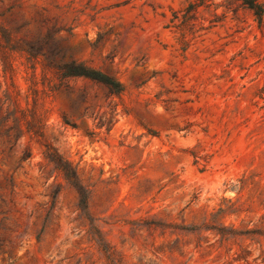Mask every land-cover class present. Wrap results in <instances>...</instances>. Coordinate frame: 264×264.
<instances>
[{"label": "rangeland", "instance_id": "374dc122", "mask_svg": "<svg viewBox=\"0 0 264 264\" xmlns=\"http://www.w3.org/2000/svg\"><path fill=\"white\" fill-rule=\"evenodd\" d=\"M0 264H264V16L0 0Z\"/></svg>", "mask_w": 264, "mask_h": 264}, {"label": "trees", "instance_id": "16d2710c", "mask_svg": "<svg viewBox=\"0 0 264 264\" xmlns=\"http://www.w3.org/2000/svg\"><path fill=\"white\" fill-rule=\"evenodd\" d=\"M244 4L247 5L249 9L255 11V14L259 17L260 22H263L264 11L255 3V0H244ZM47 60L49 66L62 72L64 77L85 78L111 87L117 92H121L123 90V86L119 81L106 75L100 70L92 69L85 66L84 64H78L76 62L57 64L55 63L53 56L47 58ZM73 176V178L76 180V173L73 172Z\"/></svg>", "mask_w": 264, "mask_h": 264}]
</instances>
